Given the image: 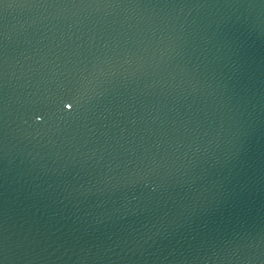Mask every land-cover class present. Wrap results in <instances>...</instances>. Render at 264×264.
Masks as SVG:
<instances>
[{"label":"water","instance_id":"obj_1","mask_svg":"<svg viewBox=\"0 0 264 264\" xmlns=\"http://www.w3.org/2000/svg\"><path fill=\"white\" fill-rule=\"evenodd\" d=\"M0 264H264V0H0Z\"/></svg>","mask_w":264,"mask_h":264}]
</instances>
